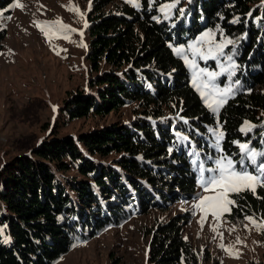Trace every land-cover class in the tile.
<instances>
[{"label": "trees", "instance_id": "trees-1", "mask_svg": "<svg viewBox=\"0 0 264 264\" xmlns=\"http://www.w3.org/2000/svg\"><path fill=\"white\" fill-rule=\"evenodd\" d=\"M12 1L0 0V8ZM113 1L89 0L86 59L93 75L85 91L65 99L59 118L101 116L134 102L143 110L129 123L75 135L54 126L29 153L0 164V264H54L108 225L194 197L200 163L211 166L218 154L264 179L257 170L264 155L256 164L237 163L246 156L239 144L264 153V0H179L169 20L157 18L172 0L122 1L106 10ZM204 29L235 41L224 48L238 66L235 75L218 76L233 93L216 116L171 47ZM246 121L255 127L241 131ZM216 126L220 150L210 135ZM229 196L230 220H264V186ZM185 217L156 223L148 243L152 264H202L206 252L183 237Z\"/></svg>", "mask_w": 264, "mask_h": 264}, {"label": "rangeland", "instance_id": "rangeland-1", "mask_svg": "<svg viewBox=\"0 0 264 264\" xmlns=\"http://www.w3.org/2000/svg\"><path fill=\"white\" fill-rule=\"evenodd\" d=\"M122 1L126 0H114L105 9L114 11ZM70 4L84 16L81 18L75 11H70L66 7ZM183 4L179 13L185 10V2ZM160 7L157 19L163 17L169 20L174 9L165 15ZM88 9L89 0H13L8 6L0 8V30H5L0 40V164L17 155L29 153L54 126L60 134L75 135L97 127L129 123L143 110L138 102H134L101 116L92 115L66 123L59 118L65 99L76 91H85L89 77L93 75L86 59L90 40L85 27ZM7 10H11L9 15L5 14ZM57 18L76 31L66 33L68 38L58 34L48 39L34 24V21H55ZM209 31L202 30L185 44H171L174 54L188 68L191 85L193 69L185 58L189 62L194 59L198 68L209 71L218 72L221 65L229 68L230 62L224 58L229 55L225 51L223 56L218 54L215 58L204 60L199 55L194 57L188 50L189 44ZM213 40L220 43L227 39H217L215 35ZM81 43L85 46H80ZM180 47L184 48L183 53L174 51ZM197 47L206 52L208 45L200 43ZM223 74L230 78L228 72ZM214 82L219 87L230 85L229 80L220 84L219 77ZM211 111L216 116L219 110ZM216 132H221V129L217 126L210 128V135L219 149L221 139L216 141ZM221 157L218 154L216 160ZM201 165L204 169L215 168L213 164L210 166L201 162ZM207 172H204V176ZM198 174L199 181L200 171ZM214 194L211 189L206 192L197 182L194 197L176 200L166 207H151L117 225H108L92 238L75 242L71 250L54 264H152L148 258L151 231L156 223L166 222L176 215L186 216L183 237L197 250L206 252L202 264H250L262 261L263 231L256 230L245 217L230 220L226 216L228 212H225L214 218L208 212L201 223L204 213L194 205L201 196ZM245 225L248 227L245 228ZM233 227L234 231H230ZM220 233L223 234L222 238ZM237 237L242 243H237ZM221 243L230 247L233 254L221 248Z\"/></svg>", "mask_w": 264, "mask_h": 264}, {"label": "snow or ice", "instance_id": "snow-or-ice-1", "mask_svg": "<svg viewBox=\"0 0 264 264\" xmlns=\"http://www.w3.org/2000/svg\"><path fill=\"white\" fill-rule=\"evenodd\" d=\"M126 2L133 4V6H139V0H126ZM179 3V0H172L171 3L162 4L160 11L167 15L171 9L175 8ZM23 7V5H18ZM70 11H75L77 15L81 18L84 16V13H81L78 8L72 6L71 4L66 6ZM183 10H181L182 12ZM239 18L231 21L232 23H237ZM37 27L44 33L45 37L52 39L54 36L60 34L64 35V38H68L66 33L71 31H76L72 29L69 25L64 24L59 18L55 21H34ZM87 22L85 21V27ZM82 35V32H81ZM215 33L209 31L202 33L199 37L196 38L194 43L188 45V50L191 51L192 55L195 57L199 55L201 59L208 60L209 58H215L218 54L224 55V48L226 45H231L235 43L233 40H221L220 43H215L213 37ZM205 43L208 45L207 51L205 52L200 47H197L198 44ZM80 46H85L81 43ZM177 53H183L184 48L174 49ZM225 60L229 61V68H225L222 65L220 70L209 71L207 68H198L195 60L191 62L185 58V62L193 69L192 72V85L199 92L201 98L203 99L204 104L214 112H217L220 107L226 102L227 97L233 93V88L231 85L224 87H219L214 81L220 75L225 72L229 73V77L235 75V69L238 67L233 61L232 56H225ZM231 69V71H230ZM238 83V81H237ZM55 110V108H54ZM254 125H251L249 122H245V126L241 131H250ZM216 141L219 142L223 137V132H216ZM239 147L242 152H245L246 156L242 157L239 163L240 165L244 164L245 158L251 161L252 164H256V157L258 155H264V153H258L255 150H250L247 143L239 144ZM258 171H264V162H261L257 165ZM200 171V180L198 181L201 187L207 192L211 189L215 194L214 195H204L201 196L198 202L194 205V208L200 209L204 215L201 216V223H203L208 212H211L214 218H218L223 215L225 212H230V205H234V201L229 199V193H237L244 190H251L255 192L257 185L264 186V179L260 175L253 174L249 172L246 168L239 171L236 170L234 166V161L226 157H221L220 159L215 160V168L204 169L201 165L199 168ZM208 171L212 173L209 177H204V172ZM250 224L256 228L258 231H264V220L257 221L251 216L245 217ZM248 225H245L247 228ZM215 230V226H214ZM3 230L0 229V232ZM230 231H234L230 229ZM221 238L223 234L220 233ZM237 243H242L239 237H237ZM221 248H224L229 254H233L230 247H226L223 243L219 245ZM238 255V253H235Z\"/></svg>", "mask_w": 264, "mask_h": 264}]
</instances>
